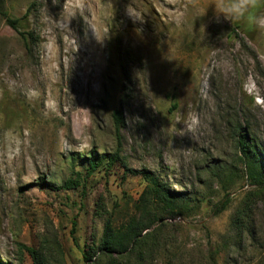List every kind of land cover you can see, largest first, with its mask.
I'll return each instance as SVG.
<instances>
[{"label": "rangeland", "instance_id": "rangeland-1", "mask_svg": "<svg viewBox=\"0 0 264 264\" xmlns=\"http://www.w3.org/2000/svg\"><path fill=\"white\" fill-rule=\"evenodd\" d=\"M214 2L6 0L12 18L31 9L20 31L35 40L0 17V262L34 264L24 245L45 264H86L106 221L157 215L130 264H264V189L237 144L247 132L264 155V33L217 23ZM116 109L120 161L63 189L92 151L115 152ZM144 169L191 209L152 203Z\"/></svg>", "mask_w": 264, "mask_h": 264}, {"label": "trees", "instance_id": "trees-1", "mask_svg": "<svg viewBox=\"0 0 264 264\" xmlns=\"http://www.w3.org/2000/svg\"><path fill=\"white\" fill-rule=\"evenodd\" d=\"M6 0H0V17L6 21V24L17 31L28 47V42L35 40L34 34L30 32H22V24L28 20V16L31 13V9L21 19L12 18L4 8ZM241 28H246L245 24L237 25ZM29 48V47H28ZM113 124L114 132L117 138V148L114 153L99 154L96 151H92L89 156L85 157L82 161L83 169L80 171L74 169L73 178L69 179L62 186L63 189L73 190L82 186L89 178L94 177L101 168L113 167L120 161V151L122 148V136L121 132L124 127V113L120 109H116L113 112ZM239 151L244 159L247 177L251 185L256 186L259 189H264V155L261 151L260 145L253 139L248 137V133H242L237 141ZM75 163L76 160L73 159ZM143 179L148 186V195L152 203L157 204L162 208L164 212L183 214L184 210L191 209L193 200L191 197L186 196L183 193L172 192L168 187L156 177L152 172L148 170L140 171ZM43 186L46 188H53V185L49 182H43ZM229 202L226 201L220 205L215 206L219 209L216 214L226 210ZM215 213V212H214ZM161 217L154 215L149 224L144 225L142 222L131 221L122 228H117L111 220L106 221L104 226V232L100 239V243L95 248H87L83 252L84 263L89 264L94 255L98 252L103 256L111 258H119L117 262L114 259L110 264H130L127 259L130 255L135 253L143 244L144 238L142 232L149 229L153 224L160 221ZM241 218L237 217L234 221V225L237 228H241ZM25 251H27L32 258L34 264H45L40 255L33 249L20 245ZM10 264L7 260L5 263ZM138 264H141L139 262Z\"/></svg>", "mask_w": 264, "mask_h": 264}, {"label": "clouds", "instance_id": "clouds-1", "mask_svg": "<svg viewBox=\"0 0 264 264\" xmlns=\"http://www.w3.org/2000/svg\"><path fill=\"white\" fill-rule=\"evenodd\" d=\"M217 23H242L254 31L264 33V0H215L210 6Z\"/></svg>", "mask_w": 264, "mask_h": 264}]
</instances>
